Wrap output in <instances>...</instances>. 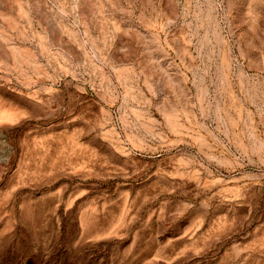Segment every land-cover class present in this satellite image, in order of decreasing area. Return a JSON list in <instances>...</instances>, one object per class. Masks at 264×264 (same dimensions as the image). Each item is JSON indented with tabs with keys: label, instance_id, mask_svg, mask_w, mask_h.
<instances>
[{
	"label": "rangeland",
	"instance_id": "rangeland-1",
	"mask_svg": "<svg viewBox=\"0 0 264 264\" xmlns=\"http://www.w3.org/2000/svg\"><path fill=\"white\" fill-rule=\"evenodd\" d=\"M0 264H264V0H0Z\"/></svg>",
	"mask_w": 264,
	"mask_h": 264
}]
</instances>
